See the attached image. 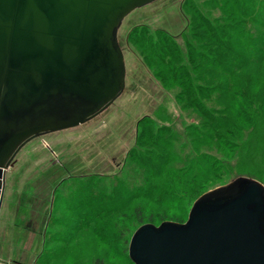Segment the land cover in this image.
I'll return each instance as SVG.
<instances>
[{
    "label": "rangeland",
    "instance_id": "374dc122",
    "mask_svg": "<svg viewBox=\"0 0 264 264\" xmlns=\"http://www.w3.org/2000/svg\"><path fill=\"white\" fill-rule=\"evenodd\" d=\"M117 40L122 94L6 170L0 264H133L141 226L186 223L200 196L240 177L264 186V0H156Z\"/></svg>",
    "mask_w": 264,
    "mask_h": 264
},
{
    "label": "water",
    "instance_id": "95a60500",
    "mask_svg": "<svg viewBox=\"0 0 264 264\" xmlns=\"http://www.w3.org/2000/svg\"><path fill=\"white\" fill-rule=\"evenodd\" d=\"M156 0H0V205L5 172L31 140L72 129L124 91L117 33ZM133 264H264V186L240 177L200 196L186 223L146 224Z\"/></svg>",
    "mask_w": 264,
    "mask_h": 264
},
{
    "label": "trees",
    "instance_id": "16d2710c",
    "mask_svg": "<svg viewBox=\"0 0 264 264\" xmlns=\"http://www.w3.org/2000/svg\"><path fill=\"white\" fill-rule=\"evenodd\" d=\"M203 22V21H202ZM206 26H207V31L209 32H211L213 29H212V27L210 26V25H208V24H206ZM216 29L217 30H219V29H221V27H216ZM230 43L232 44V45H235V42L232 40H230ZM218 44L220 45V47L221 48H223L226 52H227V54L224 56V60H228V59H230L231 57V59H236V57L240 60L241 59V55L240 54H236L235 53V51H234V49L232 48V46L231 45H228V44H226V42H223V43H220V42H218ZM236 46V45H235ZM222 55H224L223 54V51H222ZM202 57V56H201ZM234 61V60H233Z\"/></svg>",
    "mask_w": 264,
    "mask_h": 264
}]
</instances>
